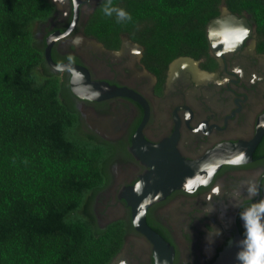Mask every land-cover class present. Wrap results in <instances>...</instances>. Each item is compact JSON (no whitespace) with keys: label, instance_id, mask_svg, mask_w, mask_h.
I'll use <instances>...</instances> for the list:
<instances>
[{"label":"flooded vegetation","instance_id":"af4514ba","mask_svg":"<svg viewBox=\"0 0 264 264\" xmlns=\"http://www.w3.org/2000/svg\"><path fill=\"white\" fill-rule=\"evenodd\" d=\"M49 1L50 15L36 31L43 53L47 38L54 36L53 63H69L71 55L75 58L71 65L85 69L91 82L134 97L88 102L74 96V107L109 149L107 182L94 197L96 223L105 227L119 220L129 222L109 264H154L152 244L133 229L129 208L117 199L119 191L149 170L132 151L145 156L151 147L156 168L159 163L173 164V158L197 163L210 159L222 145L251 141L256 120L264 114V29L257 28L246 11L233 13L221 4L217 16L225 8L248 25L242 46L217 56L207 43L206 55L200 58L166 61L126 34L99 40L88 32L101 0ZM182 57L190 61L174 63ZM59 74L66 75L69 89V73ZM214 173L211 184L201 186L194 196L176 189L146 210V225L172 249L171 264H213L229 242L243 239L233 195L244 199L248 183L256 182L260 186L256 199L264 198V133L243 167L224 163ZM251 202L245 200V205ZM211 228L222 234L210 237Z\"/></svg>","mask_w":264,"mask_h":264},{"label":"trees","instance_id":"16d2710c","mask_svg":"<svg viewBox=\"0 0 264 264\" xmlns=\"http://www.w3.org/2000/svg\"><path fill=\"white\" fill-rule=\"evenodd\" d=\"M104 3L88 32L126 34L166 61L206 55L205 26L221 4L264 29V0H113L132 16L120 23ZM51 10L49 0H0V264H109L129 222L96 223L109 149L44 60L36 31Z\"/></svg>","mask_w":264,"mask_h":264},{"label":"water","instance_id":"95a60500","mask_svg":"<svg viewBox=\"0 0 264 264\" xmlns=\"http://www.w3.org/2000/svg\"><path fill=\"white\" fill-rule=\"evenodd\" d=\"M225 16V17H224ZM72 26V25H71ZM247 29L248 25L242 20L229 15L225 8H221L220 15L211 19L206 25V40L210 50L213 54L219 56L221 53L237 50L242 46L238 42L239 30ZM71 27H69V30ZM54 36H50L46 40L44 48V60L46 64L54 70L57 65L50 59V49L55 41ZM174 63H181L190 61L186 57L177 58ZM65 71L69 73V90L73 96L87 95L89 89L100 92L98 99L100 101L116 96H127L134 98L132 94H127L120 88L108 86L105 83L91 82L85 69L79 66L64 64ZM70 69H74L77 73L83 74V81L73 76ZM207 74L203 72L202 75ZM264 133V114L256 120L255 136L248 143L238 142L236 144H227V146H220L215 149L213 154H210V159H204L200 162L180 161L173 158V164L162 163L155 168V162H151L150 152L151 147H147V153L144 155H137L133 151L134 156L141 161V163L148 167L138 180L129 187L123 188L117 195L118 200H122L130 210V218L133 229L142 234L151 244L153 252L158 253L160 264H171L172 249L168 244L155 232H153L145 222L146 210L154 203L163 199L166 195L176 189H183L186 184L195 185L202 184L203 180L208 174L213 173L222 164H230L229 160L233 155L239 151L246 152L248 160ZM211 160V161H210ZM178 163V164H177ZM234 240L229 242L221 251L219 257L213 264H239L236 260V253L239 250L238 242Z\"/></svg>","mask_w":264,"mask_h":264},{"label":"clouds","instance_id":"9594fccd","mask_svg":"<svg viewBox=\"0 0 264 264\" xmlns=\"http://www.w3.org/2000/svg\"><path fill=\"white\" fill-rule=\"evenodd\" d=\"M104 16L112 17L115 15L118 23L130 22L132 16L123 8H119L113 5V0H105L102 7ZM238 42L242 43L248 36V30L241 28L239 30ZM70 64L75 63V58L71 55L67 57ZM67 66L62 63H58L54 66L55 71L63 72ZM73 76L77 77L80 81H83V74L75 72L74 69H70ZM100 92L89 89L87 95H80L78 98L88 102H92L98 99ZM248 162V156L246 152L239 151L231 157L229 163L235 167H243ZM214 172L208 174L203 180L202 184L184 186L185 192L189 196H194L198 189L203 186L207 187L211 184ZM260 195V186L256 182H249L246 188V196L241 199L239 193L233 195L234 203L233 207L239 208L240 219L243 222L244 234L243 239L238 242L239 250L236 253V260L239 264H264V198L256 199ZM245 200L252 201L250 204L245 205ZM242 208V210H241ZM212 235L220 236L222 233L219 229L211 228ZM154 264H160L159 255L153 252ZM167 264V261H164Z\"/></svg>","mask_w":264,"mask_h":264}]
</instances>
